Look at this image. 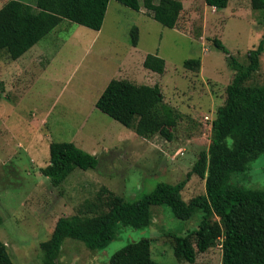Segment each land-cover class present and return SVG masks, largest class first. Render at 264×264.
Instances as JSON below:
<instances>
[{
  "label": "rangeland",
  "instance_id": "obj_1",
  "mask_svg": "<svg viewBox=\"0 0 264 264\" xmlns=\"http://www.w3.org/2000/svg\"><path fill=\"white\" fill-rule=\"evenodd\" d=\"M6 1L0 0V7ZM180 1L175 28L154 20L143 6L134 10L110 0L99 30L63 19L19 58L0 52V240L14 264H43L39 243L49 238L56 220L74 214L101 187L126 200L139 199L159 182L182 180L199 152L208 148L211 122L233 76L212 39L219 38L245 63L247 51L263 33L262 13L251 8L250 0H229L220 10L204 0ZM133 26L138 28L136 46L130 43ZM147 53L164 59L162 74L143 66ZM189 58H200L199 71L183 67ZM113 78L160 86L164 102L180 112L172 139L141 137L96 108L95 101ZM246 84L264 85V46L259 69ZM53 141L73 142L96 155L97 167H75L60 187H53L39 171L49 162ZM231 182L264 187V153L245 171L232 173ZM203 193L204 180L193 174L181 196L188 201ZM151 213L148 227H119L103 249L66 238L57 260L110 264L119 248L149 238L151 257L161 264H220V240L197 253L193 263L172 254L171 233L183 235L196 228L199 211L187 220L174 217L166 205L152 206Z\"/></svg>",
  "mask_w": 264,
  "mask_h": 264
},
{
  "label": "trees",
  "instance_id": "obj_2",
  "mask_svg": "<svg viewBox=\"0 0 264 264\" xmlns=\"http://www.w3.org/2000/svg\"><path fill=\"white\" fill-rule=\"evenodd\" d=\"M110 0H35L28 4L7 0L0 7V52L15 60L63 19L93 30L102 26ZM134 10L143 6L154 20L175 28L183 8L180 0H117ZM216 10L229 0H204ZM252 9L261 11L263 33L256 47L249 49L246 62L229 53L219 38L212 44L225 54L233 71L226 86V98L211 122L210 143L199 152L185 177L176 183L159 182L153 190L136 200H126L101 187L93 200H86L69 216L59 217L47 240L39 243L43 264H68L58 261L66 238L79 240L89 249H103L116 237L117 229H144L151 224V207L166 205L174 217L187 220L199 211L197 227L183 235L171 233L173 256L193 263L197 253L205 252L219 240L220 264H264V187L245 188L231 182V174L243 172L248 163L264 153V85L246 82L259 69L264 46V0H250ZM130 43H138V28L130 30ZM150 71L162 74L165 61L147 53L142 62ZM200 58L184 60L183 67L199 71ZM0 85V98H1ZM101 112L144 138L159 134L170 140L180 112L164 102L158 84H135L111 79L95 101ZM96 155L73 142H51L49 162L39 169L53 187H60L75 168L95 169ZM204 180V193L185 201L181 191L191 175ZM2 217L0 215V224ZM151 240L128 242L109 258L110 264H161L151 257ZM0 264H14L0 240Z\"/></svg>",
  "mask_w": 264,
  "mask_h": 264
},
{
  "label": "built area",
  "instance_id": "obj_3",
  "mask_svg": "<svg viewBox=\"0 0 264 264\" xmlns=\"http://www.w3.org/2000/svg\"><path fill=\"white\" fill-rule=\"evenodd\" d=\"M205 120H208V117L207 116H205Z\"/></svg>",
  "mask_w": 264,
  "mask_h": 264
}]
</instances>
